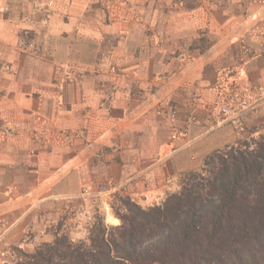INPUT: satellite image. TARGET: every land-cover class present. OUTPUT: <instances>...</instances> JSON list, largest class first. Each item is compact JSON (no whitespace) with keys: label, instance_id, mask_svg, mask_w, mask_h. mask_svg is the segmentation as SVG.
I'll return each mask as SVG.
<instances>
[{"label":"crops","instance_id":"crops-1","mask_svg":"<svg viewBox=\"0 0 264 264\" xmlns=\"http://www.w3.org/2000/svg\"><path fill=\"white\" fill-rule=\"evenodd\" d=\"M229 77L264 83V0H0V264L75 199L118 224L115 195L177 191L241 136L207 111ZM241 121L263 133L264 102Z\"/></svg>","mask_w":264,"mask_h":264},{"label":"trees","instance_id":"trees-1","mask_svg":"<svg viewBox=\"0 0 264 264\" xmlns=\"http://www.w3.org/2000/svg\"><path fill=\"white\" fill-rule=\"evenodd\" d=\"M120 200L119 224L56 231L13 264H264V134L210 152L160 203Z\"/></svg>","mask_w":264,"mask_h":264},{"label":"built area","instance_id":"built-area-1","mask_svg":"<svg viewBox=\"0 0 264 264\" xmlns=\"http://www.w3.org/2000/svg\"><path fill=\"white\" fill-rule=\"evenodd\" d=\"M252 57L250 48L244 40H241L237 58L238 65H244ZM225 82L226 84L222 86L215 99L207 104L209 119L216 126L230 123L240 133L244 131L242 116L250 110L258 109L264 102V83L246 87L236 84L231 78L229 81L226 79ZM180 137L187 138V132L174 129L171 139L176 140Z\"/></svg>","mask_w":264,"mask_h":264},{"label":"rangeland","instance_id":"rangeland-1","mask_svg":"<svg viewBox=\"0 0 264 264\" xmlns=\"http://www.w3.org/2000/svg\"><path fill=\"white\" fill-rule=\"evenodd\" d=\"M244 131L240 132L241 136L236 140L235 143H233L234 145L237 143L242 144L244 142H250L251 139L257 138L261 134H264L263 132L257 136L251 137V136H246L244 134ZM233 144H230V145H233ZM122 197H126V195L118 194V195H115L110 200V208L112 212H113L112 205L115 206L116 208H119L122 206V203L120 200V198ZM66 205L67 203L64 204V206H62V208L60 209L58 218L52 223L48 222V224L45 226L46 232L50 234V240H52L53 233H55L56 231H59L60 233L68 234L70 238H72L75 241L84 239L87 237L88 230L91 227V225L96 221V218L104 219L105 223L109 225H117V224H111L106 219L105 210L103 208L102 202L99 203L93 199L85 201L81 198L80 199L78 198V199H75L74 202H70L68 206ZM143 207H147V206H143ZM119 223H120V220H119ZM11 250H12V255L14 257L13 258V263H14L18 255L17 248L14 247Z\"/></svg>","mask_w":264,"mask_h":264}]
</instances>
